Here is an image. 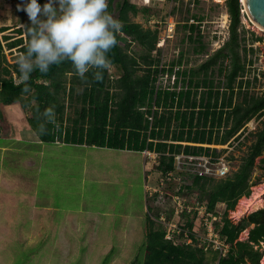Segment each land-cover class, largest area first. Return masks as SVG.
<instances>
[{
  "label": "rangeland",
  "instance_id": "rangeland-1",
  "mask_svg": "<svg viewBox=\"0 0 264 264\" xmlns=\"http://www.w3.org/2000/svg\"><path fill=\"white\" fill-rule=\"evenodd\" d=\"M121 1L108 0V11L116 19ZM131 1L146 4L145 0ZM158 1L150 0L157 18L165 14L167 7ZM239 1L242 6L238 30L241 39L239 53L241 58L246 56V64L249 60L252 63L246 66L244 76L237 80L245 82L249 79L251 85L248 92L261 94L264 91V31L254 28V23L245 12L241 0ZM20 4L19 1L0 0V27H8L5 35L11 38L18 37L16 29L29 22L26 12L18 10V6H22ZM225 8H217L213 14L220 15ZM131 20L158 31L156 51L152 56L162 59L167 66L173 62L174 65L177 64L181 56L180 70L198 67L207 57L222 48L230 37V32L226 29L218 44L210 48L207 43L187 39L177 25L173 37L164 41V24L157 29L154 24H148L142 14L131 15ZM177 20L180 21L179 16L173 13L170 21ZM117 40L124 48L129 42L123 34H119ZM199 45L205 47L202 54L195 52ZM244 48L247 49L246 53ZM127 52L141 62L139 56L143 54V50L137 43H131ZM4 53L7 62L15 64L17 53ZM227 64L228 61L225 60L224 65ZM217 68L215 66L214 74L208 72V79L214 82V90L218 89L221 94L228 93L224 84L225 73L218 75ZM117 70L115 66L110 69L119 75ZM138 73L142 74V71ZM254 76H257V80L253 79ZM14 77L17 78L15 73ZM64 78L68 90L70 86L67 80H71L72 75L68 74ZM194 79H203V73ZM201 88L202 93L207 91ZM82 89V86L76 89L77 93L82 92ZM60 100L64 104L63 126H71L70 118H75V108H80L81 105L69 100L68 93L64 97L60 96ZM237 100H241V97L234 98V102ZM30 104H35V101ZM11 108L10 111L8 108L3 109L5 117H0V264H144L149 220L158 227V213L162 211L167 216L173 207L171 199L164 197L161 200L159 194L158 198H154L148 189L156 187L159 178L156 167L151 169L146 165L140 151L58 145L62 143L59 139L58 144L52 142L40 145L31 143L26 137H21L23 141H17L15 138L19 126L25 123L27 127L28 124L20 119V112L26 117L30 111L22 110L19 103L13 104ZM261 120L263 117L255 120L257 128L261 125ZM57 130L58 123L54 132ZM223 130L224 128L219 132V137ZM215 136L216 133L213 137ZM252 140L249 135L231 151L234 160L230 175L237 170ZM214 145L221 149L224 144ZM2 147L10 149L3 150ZM260 158L255 160L251 174V181H258L251 187V194L254 188L264 183V168L260 167ZM191 193H196L199 200L202 199L201 202H206L207 196L201 195L198 190ZM262 200L263 206L258 209L264 208V193ZM239 203L238 200L235 208L227 211V218L234 224L257 209L244 212L239 209ZM225 208L224 204L216 205L221 218ZM197 226L196 230L202 232L198 223ZM251 228L252 225L242 231L239 240L247 239ZM261 246V250H264V244ZM205 254L207 264H214V252L207 251ZM260 264H264L263 257Z\"/></svg>",
  "mask_w": 264,
  "mask_h": 264
},
{
  "label": "trees",
  "instance_id": "trees-1",
  "mask_svg": "<svg viewBox=\"0 0 264 264\" xmlns=\"http://www.w3.org/2000/svg\"><path fill=\"white\" fill-rule=\"evenodd\" d=\"M37 2L42 6L46 0H37ZM109 8H111L110 5ZM226 8L230 16V37L225 45L207 57L198 67L178 72V75L189 78L190 87L198 88L202 85L208 87L209 90L202 93L199 104L193 98V95L197 94L196 89L180 92L178 99L180 112L178 111L173 118L177 122L176 127L180 130L178 132L174 130L171 137L179 142L224 144L245 123L253 118L263 117V120L260 121L261 125L255 132L249 134L253 140L232 175L219 180L194 178L190 183L181 187V192L185 189L189 192L198 190L201 195H206L205 203L209 211L215 212L216 205L219 203H224L226 206L222 218L215 222V231L226 239L229 251L224 257H219L214 252V264H260L264 256V250H261V245L264 244V208L251 212L237 224L227 218V211L233 210L240 198L249 197L251 187L258 183V181H251L255 160L258 157H261L259 159L260 167L264 168V156H262L264 152V91L261 94H251L248 92L251 81L247 79L244 82L241 79L238 82L237 80L244 76L246 66L252 62L249 60L246 64V56L241 58L239 53L241 39L238 30L241 23V3L239 0H226ZM118 9L117 19L123 23L120 34L126 36L129 42L126 43L125 48L117 43L108 54L113 66L118 69L119 78L111 81L110 70H106L103 81L99 83L92 81L91 72L87 74L89 83H83L74 74L75 69L71 62L65 61L59 65H51L46 74H41L38 70L34 71L28 82L29 91L23 92L24 85L18 84L14 80V73L17 78L19 75L18 66L16 63L12 65L7 62L4 51L15 52L17 55L26 51L28 37L23 26L16 29L18 37L15 38L5 35L9 30L8 27H0V105L9 106L19 103L23 110H29L27 122L35 134L38 125L45 122L41 113L47 107L54 105L58 130L54 132L56 124L46 123V134L36 135L42 143H52L57 136L63 143L68 144L140 152L146 148L149 124L144 113L138 108L144 105L150 106L154 100L160 104L162 96H164L163 102L166 105L167 100L174 97L175 94L158 91L155 96L154 84L160 72V59L153 57L152 53L156 51L158 31L131 20V15L142 14V18L146 21V17L150 14L157 13L154 7L150 4L139 6L131 0H122ZM29 24L30 21L24 25ZM188 39L200 43V40L194 39L193 36ZM256 39L260 40V38ZM131 43H137L143 50V54L139 56L141 62L134 55L128 54L127 48ZM204 49L203 45H199L195 48V52L202 54L205 52ZM243 50L245 53L247 52V49ZM225 60L228 61L227 65H224ZM177 63L181 64V56ZM171 65L173 67L174 62ZM215 66H218V75L225 73L226 82L224 84L228 93L221 94L218 89L214 90V82L208 79L210 77L208 72L211 71L214 74ZM139 71H142V74H139ZM171 71L172 68L169 72ZM202 73L203 79H194ZM68 74H71L72 78L67 90L64 76ZM262 75L264 76V72ZM253 79L257 80V76H254ZM81 86L83 87L82 92L77 93ZM75 92L76 94H74ZM67 93L69 100L77 102L81 106L75 108V118H70L71 126L65 127L63 126L64 104L61 102L60 96L64 97ZM239 96L241 100L234 102V98ZM32 101H35V104L31 105ZM173 102L174 99L171 103ZM197 107L200 109L199 112L195 111ZM171 121V114L162 115L160 118L155 117L154 127L157 129L152 130L151 136L168 138L171 134ZM194 122L196 123L194 124ZM208 122L209 129L195 128L199 125L206 127ZM222 126H224V132L219 137L218 129ZM215 128L217 132L213 139ZM148 148L159 153L166 151L174 153L181 150V145L168 146L158 143L155 146L149 144ZM190 149L186 146L184 150L187 152ZM193 150L201 151L203 148H194ZM209 150L206 149L207 153ZM171 169L172 158L161 155L156 171L165 174ZM173 190V184L167 183L164 186L167 197ZM168 214L167 217L170 218L172 212H168ZM181 215L186 218V226L193 229L195 226L193 219L186 216L184 212ZM250 225L252 228L248 231L247 239L239 240L240 233ZM164 234L162 228L155 227L154 222L149 220L144 264H207L205 251L202 247H198L196 242L195 244L175 246L164 238Z\"/></svg>",
  "mask_w": 264,
  "mask_h": 264
},
{
  "label": "built area",
  "instance_id": "built-area-1",
  "mask_svg": "<svg viewBox=\"0 0 264 264\" xmlns=\"http://www.w3.org/2000/svg\"><path fill=\"white\" fill-rule=\"evenodd\" d=\"M158 2H161L162 5H167V7H165V14L157 18L153 13L147 17L146 22L148 24H154L157 29L164 24L163 30L166 33L164 41L167 38L173 37L178 25L181 27V30H183V34L186 35L187 39L188 37L193 36L194 39L198 38L201 43H207L211 48L214 47L215 44H218L219 39L224 35L223 33L226 32V29L229 30L230 16L227 8L221 10L222 13L220 15L213 14L215 9L226 7V0H159ZM145 3L146 4L141 2V4H137L147 5L150 4V0H145ZM173 13L179 16L180 21H170ZM170 68H172L171 72H169ZM159 69L160 72L158 73L154 84L155 96L156 92L162 91L173 92L175 94L174 97H170L169 100H167L168 103L166 105L163 102L164 96H162L160 104H157L154 100L150 106L144 105L143 107L138 108L139 111L144 113V117L149 124L146 137L147 146L141 151L146 161V165H149L150 168L157 167L160 163L161 155L172 158V169L165 174L158 172L159 178L156 187L148 188L153 196L159 194L160 196L158 195V197L161 200L165 197V199H171L173 202V207L170 211L172 212L171 217L168 218L167 216H164L163 212L160 211L157 216V222L165 231V239L169 240L173 245H188L195 244L196 242V245L202 247L205 252L213 251L216 252L219 257H224L229 251V244L226 242L225 238L221 237L215 231V222L221 218L220 212L217 210L215 212L209 211L207 204L201 202L196 193H191L186 189L181 192V187L186 183H190L194 178L219 180L228 177L231 173L232 160H234L231 151L249 137L251 132L256 131V119L253 118L245 123L235 135L224 143L221 149H219L217 145H214L216 144L214 142L208 144L186 141L179 142L173 140L171 137L172 132L174 130L176 132L180 130L176 127L177 122L173 119L175 114L178 111L180 112V108H178L180 92H186L189 89L194 91L196 89L197 94L193 95V98L196 99L199 104L202 95L201 87L206 90H209V88L202 85L198 88L190 87L188 83L189 78L178 75V72H180L179 63L173 65V67L171 64L170 66H167L161 59ZM118 78V74L110 71L111 81ZM172 99H174L173 103H171ZM199 110V107H197L195 111L199 112ZM169 114L172 116L170 125L171 134L169 137H152V130L157 129L154 127L155 117L160 118L162 115L168 116ZM195 123L196 122H194V124ZM195 128L199 130L202 128L209 129V122L206 127L199 125V127ZM223 128L224 126L218 129L219 132ZM215 132H217L216 128L214 129L213 136L215 135ZM58 139L59 138L56 136V143L59 142ZM158 143L167 144L168 146L181 145V150L174 153H170L169 151L159 153L149 150V144L155 146ZM186 146L191 148L187 152L184 150ZM194 148H203V150H193ZM206 149H210L208 153ZM167 183L174 185V190L169 197L166 196L164 191V186ZM155 203H158V201ZM182 212H184L189 218L193 219V223L195 224L193 229L186 226V218L181 215ZM197 223L202 232L196 230L198 227Z\"/></svg>",
  "mask_w": 264,
  "mask_h": 264
},
{
  "label": "clouds",
  "instance_id": "clouds-1",
  "mask_svg": "<svg viewBox=\"0 0 264 264\" xmlns=\"http://www.w3.org/2000/svg\"><path fill=\"white\" fill-rule=\"evenodd\" d=\"M18 10L26 12L30 21L22 25L28 37L26 51L15 60L19 75L14 80L24 85L23 92L29 91L34 71L46 74L51 65L65 61L71 62L74 74L85 84L88 73L99 83L104 72L113 68L108 54L118 43L123 23L108 11V0H47L42 6L27 0ZM41 116L45 122L38 125V136L46 134V123L56 124L55 106L44 109Z\"/></svg>",
  "mask_w": 264,
  "mask_h": 264
},
{
  "label": "bare ground",
  "instance_id": "bare-ground-1",
  "mask_svg": "<svg viewBox=\"0 0 264 264\" xmlns=\"http://www.w3.org/2000/svg\"><path fill=\"white\" fill-rule=\"evenodd\" d=\"M243 3V7L246 10L245 0H241ZM225 18V17H224ZM254 23V28L259 31H264L263 28H261L254 20H252ZM264 193V183L260 186L253 189V193L249 197H242L239 199L240 203L238 205L239 209L244 212H249L253 209H258L263 206V200H262V194ZM256 209V210H257ZM263 263H264V256H263Z\"/></svg>",
  "mask_w": 264,
  "mask_h": 264
},
{
  "label": "crops",
  "instance_id": "crops-1",
  "mask_svg": "<svg viewBox=\"0 0 264 264\" xmlns=\"http://www.w3.org/2000/svg\"><path fill=\"white\" fill-rule=\"evenodd\" d=\"M27 2V0H20L19 3H21L20 5H24L25 3ZM18 3V1H17ZM18 5V4H17ZM20 6V7H22ZM69 78L67 80L69 86H70V83H69ZM15 104V103H14ZM13 105V104H12ZM12 105H9V106H4V105H0V117H5V112L3 111V109H9L8 111H10L12 108ZM22 109V108H21ZM23 110V109H22ZM21 111V110H20ZM25 111V110H24ZM27 112V111H26ZM9 114V113H8ZM23 114L20 112V119H24L25 122H27V115L26 117H23L22 116ZM28 123V122H27ZM25 124V123H24ZM23 123L19 126V130H18V134L16 136V140L17 141H23L22 138L26 137L27 140H29L31 143H34V144H38L40 145L42 142L38 139V137L36 136V134L34 133L33 130H31V128L29 127V125L27 124V127L24 125ZM20 136V137H19ZM22 137V138H21ZM64 144H68V143H61V144H58V145H64ZM69 145H81V144H72L70 143ZM3 150L5 149H10L8 147H2Z\"/></svg>",
  "mask_w": 264,
  "mask_h": 264
},
{
  "label": "water",
  "instance_id": "water-1",
  "mask_svg": "<svg viewBox=\"0 0 264 264\" xmlns=\"http://www.w3.org/2000/svg\"><path fill=\"white\" fill-rule=\"evenodd\" d=\"M245 5L249 18L264 29V0H245Z\"/></svg>",
  "mask_w": 264,
  "mask_h": 264
}]
</instances>
